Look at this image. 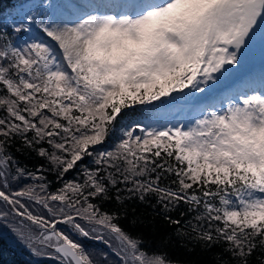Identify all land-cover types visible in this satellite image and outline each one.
Here are the masks:
<instances>
[{
    "label": "snow or ice",
    "instance_id": "obj_1",
    "mask_svg": "<svg viewBox=\"0 0 264 264\" xmlns=\"http://www.w3.org/2000/svg\"><path fill=\"white\" fill-rule=\"evenodd\" d=\"M11 28H0V221L35 257L178 264L121 225L138 200L182 244L222 246L216 264H264V77L215 96L264 45V0H32ZM170 112L186 115L161 122ZM88 241L108 251L94 258Z\"/></svg>",
    "mask_w": 264,
    "mask_h": 264
},
{
    "label": "trees",
    "instance_id": "obj_2",
    "mask_svg": "<svg viewBox=\"0 0 264 264\" xmlns=\"http://www.w3.org/2000/svg\"><path fill=\"white\" fill-rule=\"evenodd\" d=\"M26 0H0V28L2 19L9 14L15 4ZM133 117L138 113L133 112ZM114 137H110L108 142L103 145V148H111ZM15 145L12 151L15 152ZM18 158L31 167L33 164L41 162L35 158V154L30 157L16 153ZM127 203V216L120 220L121 225L134 236L143 237L144 243L142 248L149 254L167 253L168 258L177 261L178 264H216V254L222 251V246H213L210 249L204 248L200 243H194L188 239L181 242L174 233L177 230V225L169 226V224L157 215L160 212L159 207L153 209L149 204H142L138 200H131ZM155 203V198H152V204ZM105 207L109 210H117L118 205L115 202L106 203ZM135 209V212L132 209ZM185 206H181L176 212L171 215L173 218H180L179 212L184 210ZM187 217L182 218L183 221ZM133 220L136 222L133 223ZM167 239L166 242V238ZM86 248L95 252L94 258H98L99 251L107 252L106 246L88 241L85 244ZM111 255V254H110ZM112 259L114 257H111ZM115 259V258H114ZM0 264H53V261L46 258L36 259L25 247L20 246L17 242H13L9 237L0 231Z\"/></svg>",
    "mask_w": 264,
    "mask_h": 264
},
{
    "label": "rangeland",
    "instance_id": "obj_3",
    "mask_svg": "<svg viewBox=\"0 0 264 264\" xmlns=\"http://www.w3.org/2000/svg\"><path fill=\"white\" fill-rule=\"evenodd\" d=\"M31 7L32 0H27L26 2L14 5L10 14L3 18L1 28H6L7 31L11 33V25L15 21L21 19L22 14L27 12V10ZM11 39L16 44L22 45L24 41L29 39V35L21 34L17 37L15 34H12ZM262 77H264V45H262L260 41L257 40V42L248 51L246 58L243 59L241 65L234 71H231L229 77L227 79L222 80L221 83L217 86V88L215 89V96L219 97L221 93L227 95L228 93L225 92L226 89L247 91L248 88L254 83L258 84ZM184 115L186 114L170 112L162 114L160 118L161 122H163L164 120L181 119ZM13 227L14 222L11 220L0 221V231L4 235L9 237L10 240H12L13 242H17L20 246L25 247L30 252V250L25 246V244L18 238L16 233L13 231ZM35 258L39 259L37 257Z\"/></svg>",
    "mask_w": 264,
    "mask_h": 264
},
{
    "label": "water",
    "instance_id": "obj_4",
    "mask_svg": "<svg viewBox=\"0 0 264 264\" xmlns=\"http://www.w3.org/2000/svg\"><path fill=\"white\" fill-rule=\"evenodd\" d=\"M244 58H246V56Z\"/></svg>",
    "mask_w": 264,
    "mask_h": 264
}]
</instances>
